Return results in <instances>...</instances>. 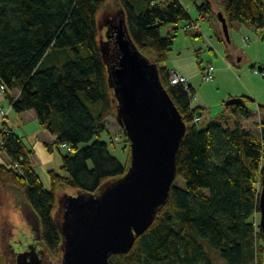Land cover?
Returning <instances> with one entry per match:
<instances>
[{
	"label": "trees",
	"instance_id": "16d2710c",
	"mask_svg": "<svg viewBox=\"0 0 264 264\" xmlns=\"http://www.w3.org/2000/svg\"><path fill=\"white\" fill-rule=\"evenodd\" d=\"M193 1H201L197 6L202 12H211L210 0ZM104 2L0 0V85L5 86L11 108L17 113L36 112L42 126L55 136L50 150L63 143L71 146L62 154V172L49 170L51 189H46L31 164L33 151L12 128L0 130V151L10 159L0 161V194L9 186L18 189L38 216L41 240L59 258L63 236L53 214L57 190L95 193L107 179L124 176L131 164L130 141L118 117L98 42L97 17ZM118 2L127 34L141 54L153 57L160 81L185 123L175 176L184 185L174 180L148 229L136 236L129 251L111 255L110 263L264 264V236L255 221L264 168V125L256 118L263 116L264 104L255 110L249 106L253 97L230 96L241 102L223 101L218 121L201 127L204 107L191 106L194 90L172 84L166 65L178 23L192 26L197 21L179 0ZM219 10L229 27L238 21L264 29V0H221ZM170 25L176 27L164 34L163 28ZM110 43L111 63H116L119 51L114 38ZM258 69L264 73V65ZM196 115L202 116L201 121L194 122ZM110 116L118 119L128 142L125 163L100 138ZM244 119L256 128L240 125ZM230 121L236 123L234 128L226 126ZM81 143L88 144L80 148ZM4 263L0 243V264Z\"/></svg>",
	"mask_w": 264,
	"mask_h": 264
},
{
	"label": "water",
	"instance_id": "95a60500",
	"mask_svg": "<svg viewBox=\"0 0 264 264\" xmlns=\"http://www.w3.org/2000/svg\"><path fill=\"white\" fill-rule=\"evenodd\" d=\"M218 16L230 41L227 19L222 11ZM111 28L110 38H114L119 57L111 63L110 52L108 73L118 117L130 141L131 164L124 176L99 193L68 196L57 264H111V255L129 251L168 198L176 176L178 150L185 134L182 116L160 81L156 64L140 53L127 34L125 17ZM240 102L232 97L226 104ZM262 122L264 125V114ZM259 214L264 236V168ZM16 262L44 264L35 245L18 252Z\"/></svg>",
	"mask_w": 264,
	"mask_h": 264
},
{
	"label": "rangeland",
	"instance_id": "374dc122",
	"mask_svg": "<svg viewBox=\"0 0 264 264\" xmlns=\"http://www.w3.org/2000/svg\"><path fill=\"white\" fill-rule=\"evenodd\" d=\"M188 10L190 17L197 21L196 29L202 35L194 34L201 47L196 51L193 61H185L184 67L193 69V76L190 82L194 87L192 96V103L198 102L203 106V120L201 127L207 126L210 122L218 121L217 115L222 109V102L228 100L230 95H248L254 98L255 102H250L249 106L257 110V103L264 104V76L261 73H255L253 64L257 68L260 64H264V29L255 30L253 27L238 21L232 22L229 27L230 41H228L223 33L222 24L219 20V0H210L212 5L211 12H202L193 0H179ZM125 17L124 11L118 0H105L100 8L97 17L98 42L102 51L104 61L109 72L110 66V32L111 27L116 21ZM179 26H182L179 25ZM247 29V33L251 36L248 42L244 41L245 33L242 29ZM166 34V28H163ZM184 34L183 28H180L176 37L174 38L172 49L169 51L170 57L174 56V52L179 47V39ZM252 34V35H251ZM222 35L225 40L222 39ZM195 52V49H194ZM176 55L181 53L175 52ZM230 56V58H228ZM239 58H241L239 60ZM150 60L153 57L149 58ZM171 62L166 60V64L170 68L178 69L176 62L170 58ZM172 63V64H171ZM208 64H213L216 67L214 79L205 81L200 73L202 67ZM181 68V67H180ZM255 95V96H254ZM8 105L10 103L8 102ZM12 115H17L15 112ZM15 116L9 117V120L22 124L19 118ZM258 122L263 121V116L258 115L256 118ZM240 121V125L247 124L256 128V124ZM107 130L102 133L100 138L109 143V149L122 163H125L128 153V142L118 119L110 116L106 120ZM226 126L234 128L235 122H228ZM258 127V126H257ZM34 125L26 124L25 130L28 134L34 132ZM259 130V129H258ZM19 134L23 131H16ZM27 138V137H26ZM29 140L34 141L28 137L26 144H30ZM35 142V141H34ZM33 144V153L31 154V163L38 172L43 185L46 189H51V181L49 170L53 169L59 173L62 172V154L67 151L60 147L54 146L53 152L41 150L38 143ZM88 143H81L79 147H84ZM29 146V145H28ZM32 148V147H31ZM0 160L4 163L10 161L8 155L4 151H0ZM115 178L107 179L99 187V193L109 182ZM175 183L184 185V180L181 177L176 178ZM80 189H58L57 202L54 209V218L56 219L60 228H62L63 215L65 211L66 201L68 196L74 194H85ZM89 194V193H86ZM0 243L2 253L5 257L4 264H17V254L24 250L29 243L34 244L42 256L44 264H57L59 257H55L47 246L43 243L40 237V224L38 216L32 210L31 206L21 196L18 189L14 186H9L0 194ZM257 223L260 222V214H257ZM216 255V253H214Z\"/></svg>",
	"mask_w": 264,
	"mask_h": 264
},
{
	"label": "crops",
	"instance_id": "0c3cea01",
	"mask_svg": "<svg viewBox=\"0 0 264 264\" xmlns=\"http://www.w3.org/2000/svg\"><path fill=\"white\" fill-rule=\"evenodd\" d=\"M220 1L221 0H219V2ZM186 23H187V21H181L178 23V26L181 24L184 25ZM175 27L176 26H173V25L165 27L166 32L172 31L173 28H175ZM183 30H184V34L178 40L179 41V47L174 52H172L173 54H175L174 56L170 57V53H168V61L171 62L170 58H173V60H175V62L177 63L176 67L179 69V71H181L183 74L188 76L191 89L194 90V87L192 86V84L190 82V78L193 76V73H194L193 69H191L190 67H184L183 65H184L185 61H188V62L193 61L194 55L197 54L196 51L201 47L199 41L194 38V34H196V35H202V34H201V32H199L198 29H196L195 25H192V27H190L186 30L185 29H183ZM247 31L249 32V30H247V29H244V28L242 29V32L245 33L244 37L248 36L249 37L248 41H249L251 36L247 33ZM248 41H245V42H248ZM194 49H195V52H194ZM175 52H178L181 54L177 56ZM166 65L169 67L168 64H166ZM260 65H264V64H260ZM170 69H172V68H170ZM230 96H239V95H230ZM8 102H9V99L7 97L6 92H3L0 89V130H2L3 128H5V129L6 128H12L16 132L19 129V131H23L22 133H24V134L21 135L17 132L16 133L22 137L25 145L30 150L33 151V144L32 143L36 142L41 147V150H43V151L47 150L48 152H53L49 148H52V145L55 143V140H56L55 136L42 126V124L40 123V121L37 118L36 112L34 110H28V111H24L21 113H17L13 109H11V106L8 105ZM197 104L199 105L198 102H197ZM257 105H258V103H257ZM1 110L8 111V114L6 117L2 116ZM12 112H15L17 115H12L11 114ZM10 116H12V118L15 116H18L16 118H19L21 120L22 124H18L17 122H13L12 120H9ZM31 122L35 128H34L33 133L28 134V132L25 130V126H26V124H29ZM28 137H31L35 141V142L34 141L31 142V140H29L30 141L29 142L30 144H28L29 146L26 144Z\"/></svg>",
	"mask_w": 264,
	"mask_h": 264
},
{
	"label": "built area",
	"instance_id": "2783aa9c",
	"mask_svg": "<svg viewBox=\"0 0 264 264\" xmlns=\"http://www.w3.org/2000/svg\"><path fill=\"white\" fill-rule=\"evenodd\" d=\"M191 23H186L182 26H179L177 29V33L179 31L180 28H183V29H188L192 26H190ZM176 33V35H177ZM176 37V36H175ZM249 37L246 36L244 37V41H248ZM215 71H216V67L213 65V64H208L206 66H204L203 68H201L200 70V73L201 75L203 76V79L205 81H211L214 79V74H215ZM254 72L255 73H261V74H264L263 72H261L258 68H255L254 69ZM170 82L172 84H179V83H182L184 84L186 87L189 86V79H188V76H186L185 74H183L181 71H179V69H172L170 71ZM0 89L2 91H5V86L3 84L0 85ZM193 94V93H192ZM191 106L195 107V106H199L197 104V102L195 103H192V100H191ZM1 114L2 116H6L8 114V111H4V110H1ZM202 119V116H199V115H196L195 118H194V122H199L201 121ZM0 143H2L1 139H0ZM62 148H64L67 153H69L71 151V146L67 143H63L61 145Z\"/></svg>",
	"mask_w": 264,
	"mask_h": 264
},
{
	"label": "flooded vegetation",
	"instance_id": "af4514ba",
	"mask_svg": "<svg viewBox=\"0 0 264 264\" xmlns=\"http://www.w3.org/2000/svg\"><path fill=\"white\" fill-rule=\"evenodd\" d=\"M31 245H34V244L29 243V244L27 245V247H26L24 250H22V251L29 250V248H30Z\"/></svg>",
	"mask_w": 264,
	"mask_h": 264
}]
</instances>
